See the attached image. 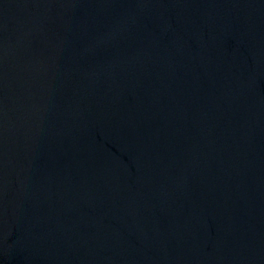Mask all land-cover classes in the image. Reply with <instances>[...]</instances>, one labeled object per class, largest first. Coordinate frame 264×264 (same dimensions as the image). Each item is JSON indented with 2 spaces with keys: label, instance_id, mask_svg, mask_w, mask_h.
<instances>
[{
  "label": "water",
  "instance_id": "1",
  "mask_svg": "<svg viewBox=\"0 0 264 264\" xmlns=\"http://www.w3.org/2000/svg\"><path fill=\"white\" fill-rule=\"evenodd\" d=\"M0 264H264V0H0Z\"/></svg>",
  "mask_w": 264,
  "mask_h": 264
}]
</instances>
